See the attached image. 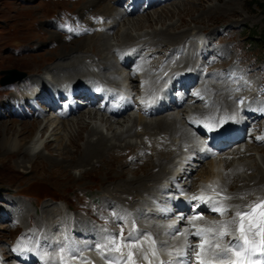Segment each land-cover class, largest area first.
I'll list each match as a JSON object with an SVG mask.
<instances>
[{
  "label": "rangeland",
  "instance_id": "1",
  "mask_svg": "<svg viewBox=\"0 0 264 264\" xmlns=\"http://www.w3.org/2000/svg\"><path fill=\"white\" fill-rule=\"evenodd\" d=\"M88 1L89 0H0L1 138L4 137L7 128L13 124H16L15 129H19L24 125L31 127V124H35L34 126L36 127L38 122H43L46 124L45 122L47 121L51 122L52 120H58L55 116L58 114L57 110L60 109V104L57 108L53 109L49 106L43 107L44 103L39 101L34 107L31 106L30 100H19V98L22 99V97H25L24 93L28 96L36 91V86H34V84L35 80L39 76H43L49 82L56 81V76L53 74V72L47 70V67L49 68V64L55 63L58 58H62V55L67 56L71 53L77 52V45L86 40V38L87 42L85 43L86 46L83 49L84 51L81 52L82 55H90L91 53L89 54V52H86L87 50H99L100 47H98L93 42V39L100 36L98 34L103 31V27L110 28L109 26H113L109 35L112 34L111 36L114 37L113 39L109 40L110 42L116 43L119 40V42H122V38L120 39L119 37L117 40L116 35L120 33V31L125 30L126 26L123 25V21H121V23H119L120 25L117 24L114 27L112 23L115 21V19L107 17L106 14H104V9L106 10L108 7H123L120 4L118 5L116 0H103L98 3V6L90 8L86 7ZM180 2L181 4L194 8L193 12L185 15V18L180 17V14L183 15V12L185 11H181V9L177 8L178 5H181L179 4ZM233 2V8L221 6L228 3L233 4ZM140 8L143 9H140V11H136L131 15H135L136 17L133 18H138L141 23H146V26L143 29L137 31L132 30V34H135L136 32L142 33L144 31L151 32L153 29H155L152 27L162 28L163 26L166 28L170 25L172 32L170 30L169 31L174 35L191 30L203 33H201V35H196L197 37L195 34L189 35L178 49L174 47L171 50H165V47H163L164 49L157 51L158 53L156 52L154 55L152 54L154 57L150 55L151 52H149V50L153 48H144L143 54L144 52H148L146 55L148 57L146 58L150 60V63L159 64V68H154L155 71L154 73L151 72L152 74L143 73V68L145 67L144 64L149 62V60H146V58L142 61H139L138 58L140 57H137V59L135 58L133 60V64L129 66L127 64V60L124 61L123 57L122 59L120 56H118L119 61L122 63L119 62L120 64H118V66L113 70L117 71V74L120 75V78L117 75V79L115 80L118 81L117 83L115 82L116 84L113 83V85H116L117 88L115 89L126 90V94L129 91L132 93L131 96L127 95L123 98L116 96L114 99L119 104V107L122 108L123 106L125 108H130L128 113L130 112L129 115H132V119L135 118L137 120L141 117L140 119L154 121L156 119L167 117V120H171L170 116L175 114L177 118H182V121L185 123L186 119H184V117L188 118L186 117L187 112L181 108V105L176 106L175 104H170L167 105V107H164L163 110H155L154 112L153 110L144 109L143 107L146 106L148 102L152 103L156 93L159 91V86H157L158 83L163 85L169 81L168 79L171 80L173 77L176 78L177 73L173 75V73H170V71L177 66V62L180 59L187 55V49L189 48L191 41H195L192 43V49L196 50L194 58H200L199 60L205 62L203 63L204 66L202 65L199 70H196V74L194 76L195 78L193 82L195 81L196 83L194 82L193 85H197L198 90L201 89V81L204 79L219 81L218 76L221 74V72H223V67L229 66L235 67L236 70H240L244 75H246L247 72L252 71L253 75L250 76L254 78V83L250 84L252 85V88L250 89H253L251 91L252 95L257 96L255 94L257 93L255 90L259 88L260 92H258V97H264V0H167L155 4L152 8L150 7L146 9L144 4L141 5ZM149 11H151V15L154 13L153 20L152 17L143 15H146ZM158 14H162L163 16L159 21L156 20L158 18ZM138 15H140V17H137ZM127 16L132 17L130 15H126L125 19L129 18H127ZM97 21L100 24L103 23L101 25L102 27L100 26L89 29V26L94 27V24ZM164 22L165 24L163 25ZM208 33L212 34V39H209V41L207 38ZM100 37H102V35ZM206 43L209 44V47L213 46L215 51H210L209 55H205V58H203L201 49ZM221 47L227 48V52L230 55L229 57L224 56L225 54L223 50H221ZM133 49L134 50L131 52L132 54L138 53L137 49L134 47ZM113 53L118 55L119 52L113 51ZM168 60L170 61L168 62ZM174 62H176V64ZM140 63H143V65ZM174 65L175 67H173ZM100 67L103 72L110 71L109 68H104L103 66ZM166 67H168V69ZM13 68L23 72L24 75L21 79L24 80L26 78V81L20 83L22 80L19 79L12 83L2 84L1 78L4 76L2 71ZM134 68L136 76L135 79L132 80L128 78V80H126L124 76ZM228 70H231V68ZM141 71L145 76L140 73ZM158 73L161 74V77L157 81L156 85L151 87L152 85L150 82L152 75L154 76ZM169 76L171 78H169ZM180 76L183 80H186L190 78L191 74L182 73ZM198 78H200L199 81ZM90 79L96 83V79L94 77L90 76ZM81 81L78 80L77 82ZM132 82L134 83L132 84ZM219 82H221V79ZM58 83H61V85H68L69 81ZM199 83L201 84L199 85ZM227 83L234 84L235 81L227 80L226 84ZM235 86H237V84ZM178 87H180V84H178ZM242 87L243 86L241 85L240 88ZM249 87L250 86H248V88ZM194 89L188 91L189 93L185 97L186 100L184 99L185 102H183H193L195 105L200 104V106H207L205 102H202L203 99H199L198 101H194L195 98L193 100H189ZM74 90H76L75 93ZM78 91H80V88L72 86L69 91L70 94L68 95L73 96V94H77ZM234 91L240 93L241 90H236L235 88ZM172 92L173 91L171 90V93ZM203 95L205 96L210 94L204 93ZM211 96L213 97L214 94H211ZM250 96H244L241 94V99L238 101V104H243L242 102L245 100L250 102V98L252 97ZM212 97L210 99H212ZM94 100L95 105H98V99L94 97ZM87 107L88 106L84 105L82 108L83 110H88ZM35 109L40 110L41 112L44 111V116H40V118L37 117L34 112ZM96 109L97 108H95V110ZM83 110L81 109V111ZM40 111H38L37 114H39ZM104 113H106V111L100 112L99 116H103ZM75 114L76 113H67V115H63L62 119L70 121L80 116L79 113H77V115ZM231 114L234 115L235 113ZM199 117L200 115L197 117V119ZM246 120L247 118L245 121ZM249 120V122H253L252 118ZM44 124L39 128V130L37 129L38 131L35 130L32 133L26 131V133H21L19 138L22 143H28L30 137H35L39 141L38 146H36V150L43 149L46 154L50 153L53 155V157L49 156V158L45 157L43 159L38 158L33 161H28L26 158L28 154L25 152L12 153L6 150L4 151L0 146V263L3 264H14L17 261H21V259L16 258L17 254L23 257V262H25L24 264H30L31 262L29 263L28 261H24L28 260L30 257L28 248L38 247L37 250L42 252V243H45L44 246H47L51 243L50 237H48V234L45 232V227L49 225H47L46 222H43L42 219L44 215L43 209L48 207H52L54 210H56L53 211L56 214H53L54 219L51 222V227L55 229L54 232H56L53 234V239L54 235H57L56 228L63 226V224H65V231L61 233L64 234L63 238H66L69 235L72 236L74 233L76 234V231L82 233L84 230V225L89 223L92 225L93 231H97L99 233L94 236L101 238L100 240L108 243L109 240L111 241L115 239L117 234H121L123 239L129 235L133 228L137 230L138 224H135L136 220L134 221L131 219H126L124 214L125 211L116 204L117 199L115 201V199L109 196L108 190L115 188V186L110 183L111 180L115 181V178L119 176L121 170L120 165L126 167L127 176L128 174L129 176H133V172L135 171L134 169H139L137 170V177H142L144 171L141 170V166L138 162L143 160L142 157L151 156L154 152V148L156 146H162L161 143L164 142V139L162 138L159 142L160 144H158L153 137L146 135V133L144 134V128L142 126H138V129L136 128V131L133 133L134 135H132L131 138L129 136L126 138L127 140L123 141L130 145L128 149L123 147V145L121 148L119 143L120 141L112 139L111 143H119V145L115 151H110L109 154L104 157L102 162H99L96 159L94 162L86 163L79 167H72L71 165L65 166L72 164L73 159L65 158L63 156L65 158L64 159L61 155H58L60 154L59 152H61L59 145L63 147L66 145L68 147L71 146L68 151L72 149V152L76 154L78 153L76 151L77 148L80 150L82 146L80 143V145L78 144L76 146L77 148L71 145L67 136L71 130L61 128L58 129L57 133L51 137L55 139H50L49 147L47 149L44 148L45 142L48 141L47 138L50 135V131L53 129V126H50L49 123V125L47 124V127H49L48 131L46 132L47 128ZM188 126L191 128L193 135L195 134V140H192V142L189 141L188 144L183 143L181 149L185 148L183 152L187 151L186 149H188V145H191L194 141H200L201 144H203L200 151L204 152L203 158L200 159L197 156V152H192L189 154L181 153V155L178 157L175 156L176 162L180 163L181 165L177 164L176 166L175 163L173 171L168 174L166 178L160 181L161 187L166 188L167 186H170L171 189L173 188L171 192H174V196H179L181 193V195H185V198L186 196L187 198L190 195L193 196L200 190L204 189L207 180L210 179L208 176L209 172L206 171L211 164H215V166L218 165L219 167L220 163L217 162H220V160H226V154L222 155L221 150L218 152L213 150L208 151V147L206 145L204 146V142L202 141L203 138L197 133L196 128L192 125ZM254 130H257L254 134H259V128L254 129L250 126L249 129L245 130L244 132L253 133ZM253 137L254 136L249 135V137H247L248 139H241L242 141L239 140L238 142H241L243 146L246 143L253 142L260 147V153L258 154L255 152V155L257 157V161L260 159L261 166L264 169V142H254L252 139ZM172 139H176L177 142L179 141L178 136L177 138L176 136H172ZM132 145H135V147H132ZM69 152H71V150ZM62 155H66V153H63ZM186 156H189L191 161H180L181 157L186 159ZM55 158L58 164L50 162L51 160L55 161ZM247 160L250 162V159ZM112 164L114 166L113 172L111 173V176L106 177L105 172ZM254 164L255 163L253 162L251 165L254 166ZM183 167L184 169L182 172ZM222 167L223 165H221V168ZM81 170H83V173L82 175H79L80 172H82ZM179 173H181V176H177ZM241 173H247L245 175H251L253 170L242 171ZM210 175V180H212L213 177H219L217 172H215L214 176L212 173H210ZM77 177L81 178L79 179ZM168 183L171 184L169 185ZM241 183L244 184V182H239L237 183L238 186H241ZM153 191L154 194L146 196L145 194L149 191L146 193H140L137 196V200L140 201L144 196L148 199H156L155 197H158L159 194H164L163 192L155 190L154 188ZM225 193L231 197L233 190L230 188H225ZM255 195L258 197H255L256 199L252 198V202L256 201L257 199L259 200L264 196L260 193ZM193 204L195 203L193 202ZM237 205L238 203L235 202L227 203L230 216L225 215V217H221L217 222L219 224H221L222 221L227 222L225 219L232 221L235 217V212L230 211L235 209ZM191 206V204H188L187 207L190 209L191 213H194ZM132 208L133 207L130 208L132 212L136 211V208ZM196 213H198V210L195 211L194 215ZM205 215H208V217L211 218V215ZM205 215L204 217H206ZM21 216H23V218ZM201 221L202 220H200L198 224H201ZM36 224H38L39 227L38 225L36 227ZM37 231L38 233L36 234ZM91 232H87L84 235L87 236ZM174 235L182 236L178 233L173 234V236ZM164 236V234H161V239ZM86 238L88 239V236ZM25 239H27V244H24ZM79 241L82 244L86 240L83 238ZM201 242L202 241L199 243ZM22 243L23 247L21 245ZM19 245H21V247ZM16 246H19L20 248H16ZM95 246L96 248L102 249L98 244H95ZM14 247L15 249H13ZM10 249L14 250L15 255H9ZM38 251L37 255L40 254ZM13 260H15V262ZM167 263L170 264L171 261H167Z\"/></svg>",
  "mask_w": 264,
  "mask_h": 264
},
{
  "label": "bare ground",
  "instance_id": "2",
  "mask_svg": "<svg viewBox=\"0 0 264 264\" xmlns=\"http://www.w3.org/2000/svg\"><path fill=\"white\" fill-rule=\"evenodd\" d=\"M101 1H103V0H89L86 7L94 8V7L98 6V3H100ZM161 1H167V0H156L155 3H153L151 5V8L155 4H157ZM179 4H181V2ZM236 4H238V3H236ZM141 5H143V4H141ZM180 6L178 5L177 8L181 9V11H185V12H183V15L182 14H180L181 16L179 15L180 17H183V18H185L186 14H190L194 10V8H192L191 6H186L184 4H181ZM221 6L233 8L234 2H233V4L228 3L225 5H221ZM210 7H212V6H210ZM213 9H214V7H213ZM104 11H105L104 14H106L107 17H111L112 19H115V21L112 23V25H114V27L117 24L121 23V21H123L122 22L123 25L126 26L125 30L120 31V33H118L116 35L117 40L119 39V37H120V39L122 38V42H119L120 40L117 41L116 43L110 42L109 40L113 39V37H114V36H111L112 34L109 35L111 33L110 30L113 28V26H109L110 28H104L103 27V31L98 34L100 36L102 35V37L98 36V37H95V39H93V42L98 47H100L99 50L98 49L96 51H93V50L88 51L87 50L86 52H89V54L90 53L91 54L90 55L86 54V56L82 55L81 52L84 51L83 49L86 46L85 43L87 42V38H86V40H84L82 43L77 45V49H78L77 52L71 53L67 56L62 55V58H58V60L55 63L49 64V68L47 67V70L53 72V74L56 76L55 77L56 81H58V82L69 81V84H68L69 86L68 85H61V83H58L56 81L55 82H51V81L49 82L43 76H39L35 80V84H34V86H36V91L34 93H32L31 95H28V96L25 95V93H24L25 97H22V99L19 98V100L20 101H25V100L29 101L30 100L31 106H34V107H35L36 103L39 101L41 103H44L43 107L49 106L53 109L57 108L59 106V104L67 103V107L65 108V111L62 113H59L57 111L58 114L55 117L58 120H56V121L52 120L51 122L47 121V122H45L46 124H44L43 122H38L36 127L34 126L35 124H31L32 125L31 127H29L28 125H24V126L20 127L19 129H15L16 124H13L9 128H7V131L4 135V137L1 138V136H0V144H1L0 146H1V149H3L4 151L6 150V151H9L12 153H18V152L23 153V152H25L26 154H28L26 157L28 161H33V160H36L38 158H40V159L41 158L43 159L45 157L49 158V156L53 157V155L50 153L46 154L43 151V149L42 150H36V146H38L39 141L35 137H33V136L30 137V140L28 141V143L27 142L22 143L20 141V138H19V135L21 133H26V131L32 133L37 129L39 130V128L43 124L46 125V128H47L46 132H47L48 127H49V126L47 127V124L49 125V123H50V126H53V129L50 131V135L47 138L48 141L45 142L44 148L47 149L49 147L50 139H55V138H51V137L57 133L58 129H61V128L62 129H65V128L70 129L71 131L70 132L68 131L69 135H67L68 133L66 134L68 136L70 144L76 147L80 143L82 148L79 150L76 147L77 148L76 151L78 152L76 154V153L72 152L73 151L72 149H70L71 152H69L70 150L68 151V149L71 146L68 147L66 145L65 147H63V146L59 145V149H61V152H59L60 154H58V155H61L62 157L64 156L65 158H72L73 159L72 164H68L65 166L71 165L72 167L73 166L79 167V166H83L86 163L94 162L96 159L99 162H102L104 160V157L106 155H108L110 151L116 150L119 143H120V147L123 145V147L128 149L130 147V145L127 144V142H123V141L127 140L126 138H128L129 136L131 138V136L134 135L133 133L136 131V128L138 126L139 127L142 126L144 128V134L146 133V135L153 137L158 144H160L159 142L163 138L164 142L161 143L162 146H160V147L156 146L154 148V152L152 153L151 156L142 157L143 160L138 162L139 165L141 166V170L144 171L142 177H137L138 176L137 170H139V169H134L135 171L133 172L134 173L133 176H129V174L127 176L126 175L127 174L126 173L127 172L126 167H123L122 165H120L121 170H120V173L118 176L119 178L116 177L115 181L111 180V183H110V184L114 185L115 188H113L112 190H108V194L110 197L115 199V201L117 199L118 202L116 201V204L118 205V207H121L125 211L124 214H125L126 219H131L134 221L136 220L135 224L136 225L138 224L137 230H135L133 228L134 230L132 229L130 231L129 235L125 237V241L128 242L129 238L131 237L133 239L138 240L139 245L138 246L133 245L132 248L127 247V248H123L124 250H122V249L121 250L125 254H128L129 251H133L134 253L137 254L135 257L137 259H141L142 261L144 260V255L147 254L148 259L150 258L152 260V259L156 258L157 261L163 260V264H169V263H167V261H171L170 264H172V262L175 259H178L176 256V253L178 251H181V250L186 251L188 249L189 245L200 244L199 242L202 240L200 238L196 237L195 233L197 231L204 229V225H201V224H205L209 220L211 221V219H213V217H214L213 216L212 218H210V217H208V215H205L206 217L203 216L204 218H201V219L196 220V221H194V218H193V219H191L190 222H192L195 226L190 227L189 225H187L185 227L184 226L179 227L178 229H174L173 225L170 224L169 220L171 219V217L164 218L166 220V223L164 225H158L156 223L157 219H161V217L167 216V215H163V211L165 209L160 208V206L166 207V206L170 205V201H169L170 197L171 198H180L181 197L187 201H192L191 200L192 195L188 196V198H187V196L185 198V195L182 196L181 194H179V196H174V194H173L174 192L173 193L171 192L173 188L171 189L170 186H167L166 188L161 187L160 181L162 179L166 178V176H168V174H170L173 171L175 163H176V166H177V164H180V163L176 162L175 156L178 157L179 155H181V153H185V154L188 153L189 154L192 152H195V153L197 152V156L200 159L203 158L204 152L203 151L200 152L203 144H201L200 141H194L191 145H188V149H186L187 151L183 152V150L185 148L181 149V146L183 143L188 144L189 141L192 142V140H195L194 139L195 134L193 135V132L188 125H192L194 127H197L198 122H199V118L197 119V117L199 115L200 116H203L205 114H210V115L215 114L216 115V113H217L218 116H220V117L222 116V118L224 117L225 129H227L228 131H233V130L236 131V136L238 137V140L230 143L226 148L221 150L222 155L226 154V160H222V161L220 160V162H217V163H220L219 167H218V165H216L217 166L216 167L215 164H211L210 167L208 168V170L206 169L207 170L206 172H209L208 176L210 177V179H211L210 173H212V175L214 176L215 172H217L219 177L218 178L213 177L212 180L208 179L207 183L204 186V189L200 190L196 194H200V192L201 193L208 192L211 195H213V198H218L220 201H222L226 205H227V203H230V202L238 203L237 207L235 209H233L232 211H230V212H235V213L237 211H243L246 208V205H248V206L250 204L255 205L256 204L255 201L252 202V198L258 197L255 194L260 193L261 195H264V187H263L264 186V169L261 166L260 159L257 161V159H256L257 157L255 155L256 153L259 154L261 149L258 145H256L253 142L246 143L244 146L242 145L241 142H238L239 139H242V138L248 139L247 137H249V135L254 136L252 138L254 142H257V141H260V142L263 141L264 142V115L263 116H261V115L256 116L257 112H255V113L253 112L250 116V115H248V113L245 112V109H244L247 106V104L245 103V105H243V107H241V108H240V103L238 104V101L241 99V94L244 96L245 95H247V96L251 95L252 97H256V96L252 95L251 91L253 89H250V88H252V85H250V84L254 83V78L250 77L253 75V72L252 71H249V72L246 71L247 72L246 75H244L243 73H241V74L236 73L237 75L234 76L233 81H235V83L237 82L236 83L237 86H235L236 85L235 83L234 84L233 83H227L226 84L227 80L229 81V77L227 76L228 69L231 68V73H233L235 71L234 70L235 67H229V66L223 67V72H221V74L218 76V80L220 81V79H221V82H219L217 80L213 81L211 79H206V80L204 79L203 81H201L202 84L199 83V85L201 84L200 94H204V93L210 94V95L203 96V97H205V99L206 98L208 99L209 104H208V106H204V107L200 106V104L195 105L193 102H192V104L191 103H184L183 105H181V108H183L184 111L187 112L186 117H188V118L184 117V119H186V121L184 120L185 123L182 121V118L181 119L177 118V116L175 114H172L170 116L171 120H167V117L156 119L154 121L153 120L140 119L141 117L137 120L135 118L132 119V115H129L130 112L128 113V110L130 108H127V107H126V109H123L122 111H119L118 113H112V112L107 110V112L104 113V115L100 117L99 116V110H97V109L95 110V108H98V107H96V105H94L95 102H94L93 98L91 97V91L93 90V86L95 84L102 85V89L104 90V92L106 94L103 97H99L98 95H96V98L98 99V105L105 98L108 99L110 102H114L113 100H114L115 96H118V95L123 96V97H125L127 95L131 96V93H132L129 91L126 94L127 91L123 90V89H119L117 92L114 91V89L117 87H116V85H113V83H115V82L117 83L118 80L116 81L115 79H117V75H118V77L120 76L119 74H117V71L113 70L114 68H116L118 66V64H120L119 62H121V61H119L118 56H120L121 58L123 57L124 61L127 60L128 61L127 64L129 66H131L133 64V62H134L133 60L135 58L137 59V57H140V58H138V60L142 61L143 59L148 57V56H146L148 52H144V54H143L144 48H148V47L153 48V49L149 50V52H151L150 55H152V54L154 55L157 51H161L162 49H164L163 47H165V50H168V49L171 50L174 47L176 49H178L180 47V45L185 41L186 37H188L189 35L195 34V36H196V35H201V33H203V32H197L195 30H191V31H186L184 33H180V31H179L180 34L174 35L173 33H171L172 28H170V26H171L170 25L169 27L167 26L166 28L163 26H162V28L152 27L155 29H153L151 32H149V31L145 32L144 31L142 33L136 32L137 34L136 33L132 34V30L137 31V30L143 29L146 26V23H144V24L141 23V21H139L138 18H136V19L133 18V17H136L135 15H133V16L131 15L134 12L129 13L125 9L118 8V7H116V8L108 7L106 10L104 9ZM208 13H209V10H208ZM153 14L151 15V11H149L146 15L145 14H143V15L148 16V17H152V20H153ZM126 15H130L132 17L127 16V18L128 17L129 18L125 19ZM137 17H140V15H138ZM157 17L158 18L156 20L159 21L162 19L163 16H162V14L161 15L158 14ZM149 20H151V19H149ZM98 21L94 24V27L89 26V29L100 27L103 24V23L100 24ZM101 21H103V20H101ZM190 21H193V20H190ZM200 21H202V20H200ZM105 23H107V22H105ZM164 24H165V22L163 23V25ZM198 28H200V27H198ZM185 30H187V29H185ZM84 33H86V32H84ZM207 38H208V41H209V39H212V34L208 33ZM193 42H195V41H193ZM193 42L192 41L190 42V46L187 49V55L185 57L182 56L183 57L182 59L178 58L180 60L177 62V66L175 67V65H174L173 67H175V68H173L170 71V73H173V75L175 73H177L176 78L173 77L171 80L168 79L169 81H167L163 85H160L158 83V85H157V86H159L158 87L159 88L158 93H156V96L152 100V103L148 102V104L143 107L144 109L153 110V112H154L155 110L156 111L157 110L159 111L160 109L163 110L164 107H167V105H170V104H175L176 106H180L179 101L183 102L185 97L189 93L188 91L197 87V85H193V83L195 82V81L193 82V80L195 78L194 76L196 74V70H199V68H201V66L205 62L202 60H199L200 58L199 59H197V57L194 58L196 50L192 49V47H193L192 43ZM133 47L138 50V53H136V54L134 53L135 55L131 53L132 50H134ZM194 47H195V45H194ZM214 49L215 48L213 46L209 47V44L206 43L204 45V47H202V49H201L202 57L205 58V55H209V52L213 51ZM115 50L119 52L118 55H115L113 53V51L116 52ZM221 50H223V52L225 54L224 56H228V57L230 56L227 52L226 47L225 48L221 47ZM214 55H216V54H214ZM141 56H143V57H141ZM146 60H149V59L146 58ZM169 61L170 60H168V62ZM154 62H156V61H154ZM124 63H123V65H124ZM143 63H145V62H143ZM143 63H140V64L143 65ZM174 63L176 64V62H174ZM155 64L150 63V60H149V62H146L144 64L145 67L143 68V73L144 74H149L151 72L154 73V71H155L154 68H159V64H157V63H155ZM170 64L172 65L171 62H170ZM100 66H103L104 68H109L110 71L109 72H103ZM162 66H164V65H162ZM166 68L168 69V67H166ZM160 69H161V67H160ZM132 70H130L128 72V74L124 76L126 78V80H128V78H130L132 80L135 79V77H136L135 72H134L135 68ZM157 72H159V71H157ZM140 73L142 75H144L142 73V71ZM160 73H161V71H160ZM160 73H158L157 75H154V76L152 75V79L150 82L152 85L151 87H154V85H156L157 81L161 77ZM180 73H186V74L190 73L191 76H190V78H188L186 80H182L181 76H179ZM240 75L246 76V78L249 79V81L247 80L248 83H246L245 81L242 82V80H240ZM90 76H92L96 79L95 80L96 83L90 79ZM169 78H171V77L169 76ZM184 78H186V77H184ZM25 79L24 80L21 79L22 81H20V83L25 82L26 81ZM199 79L200 78H198V81H199ZM78 80L79 81L82 80V81L77 82ZM15 81H11L9 83H12ZM75 82H77V83H75ZM26 83H28V82H26ZM110 83H112V84H110ZM133 83L134 82H132V84ZM178 84H180V87H178ZM71 85L80 88V92L77 95H75L73 98H70L68 95V90L70 89ZM241 85L243 86L242 88H240ZM119 86H121V85H119ZM248 86H250V87L248 88ZM235 88H236V90L240 89L241 90L240 93L235 92L234 91ZM196 89H198V87ZM171 90L173 91L172 93H171ZM154 92H155V90H154ZM255 92H257V91H255ZM211 94H214V96L212 97ZM255 94L257 95V93H255ZM153 95H154V93H153ZM210 96L212 97V99H210L211 98ZM193 99H194V95L191 94V98H189V100H193ZM199 99L200 98H196L194 101H198ZM200 100H202V99H200ZM250 100H251V98H250ZM245 101H247V100H245ZM202 102H206V101H204V99H203ZM255 103H256L255 100L252 101L253 105H255ZM262 103L263 102H260V104H262ZM84 105H88V107H87L88 110H86V109H84L86 111L83 110L82 107ZM81 109L83 111H81ZM38 111H40V110H36V109L34 110L35 115H37V117L40 118V116H44V111L43 112L40 111L39 114H37ZM108 112H110V113H108ZM142 112H144V111H142ZM235 112L237 113L236 115L231 114V113H235ZM67 113H76L75 115H77V113H79L80 116L78 118L76 117V119H73L70 121L69 120H63L62 119L63 115H65V114L67 115ZM186 114H184V115H186ZM151 115H153V114H151ZM244 117L247 118L246 121H245L246 118H244ZM249 117L253 119V122H249L250 121ZM189 120H190V122H189ZM195 122H197V123H195ZM249 126L253 127L254 129L259 128V130H258L259 134H254V133H256L255 131H257V130H254L253 133L252 132L251 133H247V132L245 133L244 131L248 130ZM172 136H176V138L178 136L179 141L177 142L176 139H172ZM112 139L113 140L116 139L120 142L116 143V144L113 142L111 143ZM151 141H152V139H151ZM123 143H125V144H123ZM144 144H146V143H144ZM158 144H156V145H158ZM204 146H205V143H204ZM132 147H135V145H132ZM144 147H145V145H144ZM33 150H35V151H33ZM224 150H227V151H224ZM63 153H66V155H62ZM139 158H140V156H139ZM247 159H250V162H248ZM140 160H141V158H140ZM180 161H183V162L184 161H186V162L191 161V158H189V156H186V159L185 158L183 159V157H181ZM50 162L58 164L56 162V158H55V161L51 160ZM253 162L255 163L254 166L251 165ZM221 165H223L222 168H221ZM113 169H114V166L112 164L106 170L105 176L106 177L111 176ZM183 169H184V167L182 168V172H183ZM247 170H253V173L251 175H245L247 173H245V174L241 173L242 171H247ZM81 171L82 172H80L79 175H82L83 170H81ZM113 174H116V173H113ZM243 175H245V176H243ZM177 176H181V173H179ZM77 178L80 179L81 177H77ZM239 182H244V184L241 183V186H238L237 183H239ZM153 188L155 190H159L160 192H164V194H161V195L159 194L158 197H155L156 199H148L145 196L154 194ZM225 188H230L233 190V194L231 197L225 193ZM146 192H148V193H146ZM140 193H146V194L139 201V200H137V196ZM250 193H252V194H250ZM248 194H250V195H248ZM261 199H259V200H261ZM259 200L257 199L256 201H259ZM228 201H230V202H228ZM200 205H201V207H204L206 204L201 203ZM131 207H133L132 209L136 208V211L132 212L130 209ZM186 209H188L187 206H186L185 210ZM43 210H44L43 211L44 215H43V217L42 216L41 217L43 219V222H46L47 225H49V226L45 227V232L48 234V237H50V239H51L50 245H54L55 243H58V248H60V247L62 248V251H63V253H65V257H66L65 264H102V262H105L106 264H119L121 262L123 264L122 258L119 261L117 260V258H118L117 255H116V258L113 257V258H110V260H108L106 258L101 257V254L99 253V251L94 249V247H96L95 244H100L102 246V248L107 250V251H111L113 246L108 242H103L102 240H98V241L96 240L95 241L96 238L94 237V235L99 234V233L97 231L94 232L92 229V225L89 223H86L84 225V230L82 233L79 231H76V234L74 233L72 236L69 235L66 238H63L64 234H61L63 231H65V224H63V226L56 228L57 235L56 236L54 235V239H53V234L56 232H54L55 229H53L51 227V222L54 219L53 214L55 212H53V211H56V210H54V208H52V207L51 208L48 207V208H45ZM198 211H199V209H198ZM226 215H229V212H227ZM19 216H20V214H19ZM21 217L23 218V216H21ZM200 220H202L201 224H198V222ZM226 220L229 221L228 219H225V221ZM37 225L38 224H36V227H37ZM219 225L220 224L217 222V220L213 219L209 224L208 223L206 224V229H209V228L215 229ZM38 227H39V225H38ZM234 227L235 226L233 225L227 229L229 232H231L233 237H229V238H232V239L237 235V233L234 231ZM182 229H184V231H185V234H183L182 236H175V235L173 236L172 235V237L169 240H166L163 238L161 239V234L164 232L176 234L177 230H182ZM91 231H93V232H91ZM192 231H193V233H192ZM87 232H91L89 235H87L88 239L86 238L87 236L84 235ZM37 233H38V231L36 232V234ZM233 234H235V235H233ZM151 235H153L154 237L151 238L150 237ZM83 238L86 241L81 244V242L79 240H82ZM232 239H231V242H232ZM207 240H208V242H211V237H208ZM153 241H155V243H153ZM92 243H94V244H92ZM201 243H205V241H202ZM24 244H27V239H25ZM42 244H43L42 250L44 252V255H41V256L45 257L47 254L51 261L56 262L57 257H55V256L59 255L58 251L60 249H58V250L56 249L55 251H52V250L50 251L49 249L44 247L45 243H42ZM141 244H142V246H140ZM21 245L23 247V243ZM21 245H19V246L21 247ZM19 246H16V248H19ZM67 246H70L71 249H67L68 248ZM228 246H229L228 236H226L220 241V248H215L214 251H216L218 253V252L222 251L224 248H227ZM138 247H139V250H137ZM36 248H38V247H36ZM13 249H15V247ZM13 249H10V252H9L10 256L15 255ZM28 250L30 252L31 251L35 252L34 247H29ZM153 251L155 252L154 256L152 254ZM38 253H40V251H38ZM38 255H40V254H38ZM145 260H147V259H145ZM13 261L15 262V260H13ZM22 261H17L14 264H23ZM34 262L35 261H33V259H32V263H34ZM0 264H3V263H0Z\"/></svg>",
  "mask_w": 264,
  "mask_h": 264
},
{
  "label": "snow or ice",
  "instance_id": "3",
  "mask_svg": "<svg viewBox=\"0 0 264 264\" xmlns=\"http://www.w3.org/2000/svg\"><path fill=\"white\" fill-rule=\"evenodd\" d=\"M192 199L201 202L205 201V197L203 196H194ZM257 209H260V211L257 212ZM211 210L221 215L225 211L222 205L217 206L215 201H213ZM196 218L199 219L201 217ZM181 219H184V217H181ZM233 225L235 226L234 231L237 235L232 239L230 246L216 253V259L220 261H232V256L235 254L239 259L234 264H264V201H259L255 205L246 206L243 211H237L232 221L224 222L215 229L209 228L197 231L195 236L205 241V243L189 245L187 251H178L176 253L178 259L173 261L172 264H189V258L195 248L201 250L199 253H196L198 258L203 256L206 248L209 251L213 248H220V241L224 237L232 235L227 229ZM117 237L122 239L121 234H117ZM208 237H211V242H208ZM109 243L113 246L112 251L117 253L121 252L122 246L131 248L133 245H139V241L131 237L123 245H118L117 239H113ZM137 250H139V247ZM152 254L154 256L155 252L153 251ZM132 257L133 253L129 251L127 256L118 257L117 260L119 261L122 258L123 264H135V260ZM144 259H148L147 254L144 255ZM199 264H213V261L201 258L199 259Z\"/></svg>",
  "mask_w": 264,
  "mask_h": 264
},
{
  "label": "water",
  "instance_id": "4",
  "mask_svg": "<svg viewBox=\"0 0 264 264\" xmlns=\"http://www.w3.org/2000/svg\"><path fill=\"white\" fill-rule=\"evenodd\" d=\"M4 76L1 78V83L2 84H7L11 81H15L18 79L22 74L24 75L23 72L17 70V69H7L2 71Z\"/></svg>",
  "mask_w": 264,
  "mask_h": 264
}]
</instances>
